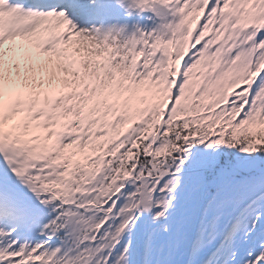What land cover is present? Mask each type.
<instances>
[{
	"label": "snow or ice",
	"instance_id": "obj_1",
	"mask_svg": "<svg viewBox=\"0 0 264 264\" xmlns=\"http://www.w3.org/2000/svg\"><path fill=\"white\" fill-rule=\"evenodd\" d=\"M133 3L179 20L0 0V264H264V0Z\"/></svg>",
	"mask_w": 264,
	"mask_h": 264
}]
</instances>
